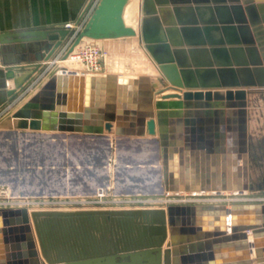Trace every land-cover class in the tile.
<instances>
[{"label": "water", "instance_id": "water-1", "mask_svg": "<svg viewBox=\"0 0 264 264\" xmlns=\"http://www.w3.org/2000/svg\"><path fill=\"white\" fill-rule=\"evenodd\" d=\"M128 2L99 0L64 59L85 37L137 36L159 72V88L153 90L157 82L146 77H91L58 63L0 124L32 132L103 133L116 121L118 134L132 123L133 134L158 137L164 185L128 197L162 200L225 191L259 196L264 135H252L250 97L260 93L264 99V24L258 12L264 0H141L137 31L126 25ZM72 32L57 25L2 35L4 43H22V58L34 62L26 78H15L6 89L0 109L37 80ZM0 264H264V202L0 206Z\"/></svg>", "mask_w": 264, "mask_h": 264}, {"label": "crops", "instance_id": "crops-1", "mask_svg": "<svg viewBox=\"0 0 264 264\" xmlns=\"http://www.w3.org/2000/svg\"><path fill=\"white\" fill-rule=\"evenodd\" d=\"M88 1L89 0H0V102L5 96L6 89L14 86L15 78L18 80L26 78L30 71L28 69V65L34 62L33 59H30V56H28L27 59L22 58L23 55H25L24 53L27 51L22 43H4L1 41L2 35H4V33H9L10 35L11 33L26 31L29 29H39L43 27L53 28L57 25H65L68 22H74L79 17ZM136 1L139 8V22L141 14V0ZM177 1L185 2V0ZM258 5L263 6L258 7V12L264 24V2ZM126 7L128 9L135 8L131 0L128 2ZM134 13L136 14V12ZM214 13L218 16L217 10H215ZM133 24L136 25L135 22ZM117 39L118 38H107L96 40L85 37L76 49L86 44H95L96 41L106 42L105 44H107V46H111V41L113 42V40ZM73 42L74 41H72V43ZM67 45L65 44L63 46V48L65 47L67 49L66 52H68L70 48V46L67 48ZM63 48L58 52V54L65 49ZM63 66L67 68L68 71H76L80 74H85L86 76L91 77H107L110 74L115 75L118 78L121 77L115 72H103L99 74L92 73L88 71L85 66L81 67L76 65L74 69L66 67L65 65ZM10 67L15 68L14 70L9 71ZM104 67H106V64ZM44 76L45 73L41 72L38 75L37 80H41ZM142 77L148 78V82L150 84L155 82L153 81L154 77L151 74L143 73ZM157 77H159V75ZM33 83L15 98V104H18L32 90L34 85ZM141 87L143 88V85H140L139 91H141ZM142 99L143 98H141L140 93L139 104L137 105L138 109L140 108L139 106ZM252 102L253 99L251 96V105ZM101 105H104L103 107L105 110V103L101 102ZM251 105L250 108L252 110L253 107ZM85 123L86 127L87 122ZM136 128L137 125L133 127L132 123L126 125L124 124L119 129L121 133L117 134V123L114 121L112 130H105L103 133L88 131L32 132L27 130H14L9 124L4 122L0 124V135H3L5 132H12L22 137V144H20L19 152V165H21V168L23 169L20 170V168H18V162L12 160L15 152L13 154V151L6 149L4 157L11 160L9 161V164L4 163V167H0V172L2 169L5 170L4 179L6 184L9 186V189H11L10 191H12L10 193L11 195H18L20 193L32 198L57 199L59 197L58 194L65 193L66 191L67 195L65 193L64 197L73 194H76V196L86 197L90 193L89 190L97 188L96 184L99 179H103V184H109L110 182L115 184L120 192L126 191L125 195L117 194V196L150 193L143 190V187L132 189V186L137 184L141 185L143 181L149 186L157 187V185H160V188H162L164 185L163 167L161 163L159 165L157 164V161L160 160L161 162V152L159 157L156 151L155 141H153L151 135L147 134L146 136L140 137L133 134L132 131ZM227 133L229 135V132ZM113 137L116 139V143L131 146L132 150L130 149L128 152H121L120 148H118L120 155L130 156L134 159L136 158L139 161L147 163L146 166L143 165L139 168H134V166L128 167L129 169L126 174L122 171V169L116 168L115 170L113 165L109 167L95 166L93 154L99 151V146L105 148L104 151L109 150L112 142L111 139H114ZM139 142H143V146L141 147V150L138 151L135 149L137 145L140 144ZM115 157L118 158V156ZM0 165H2V163H0ZM150 170L154 171L150 172ZM108 177L110 178L108 179ZM1 178L2 177H0V179ZM137 181H140L141 183H138ZM128 186L129 190H125ZM225 192L222 193L226 195ZM224 194L222 196H224ZM185 197L188 198L187 194ZM59 198H62V196ZM207 200L209 199L207 198L204 201ZM149 201L153 200L150 199ZM159 201L163 202L162 200ZM140 203L146 204L144 202ZM124 207L137 206L131 205ZM31 208L49 210L75 209L70 207ZM250 239H252L251 234Z\"/></svg>", "mask_w": 264, "mask_h": 264}, {"label": "rangeland", "instance_id": "rangeland-1", "mask_svg": "<svg viewBox=\"0 0 264 264\" xmlns=\"http://www.w3.org/2000/svg\"><path fill=\"white\" fill-rule=\"evenodd\" d=\"M131 1H132L133 6H135V8L134 9H132V8L128 9L126 7L125 11H124V18L126 21V25L132 26L137 31L138 30L137 26H138V18H139V14H138L139 8H138V4H137L136 0H131ZM97 5H98V3L96 4V6ZM95 8L96 7H94L93 11L95 10ZM92 12H90V15L92 14ZM134 12H136V14ZM90 15H89V17H90ZM134 22L136 23V25L133 24ZM105 43L106 42H102V41H96L95 42V45L99 46L101 49L102 65H101V69L99 71H91L92 73L99 74V73H103V72L104 73L115 72V73H118L122 78H128V79H142L143 78L142 74L147 73V74H151L154 77L153 81H156L158 84L156 87L153 86L152 89L156 90L157 88H159L161 83L159 81V77H157L159 75L157 72V69L155 68V65L152 63L150 58L146 55L143 48L140 46L137 36H133V37L127 36V37H123V38H118L117 40H113V42L111 41V46H107V44H105ZM72 61L74 63H76L71 67L72 69H74L76 65L81 66V67L85 66V65H83V63H81L79 61H75V60H72ZM105 64H106V67H104ZM85 68L87 69V67H85ZM252 99H253V102H252L251 106L253 107L252 108L253 112H252V120H251L252 121L251 122V131H252L253 137L256 138L260 135H264V99H263L262 94H260V93L252 95ZM259 102H260V104H259ZM148 119H150V117H148ZM151 137H152L153 141H155L156 151H157L158 156L160 157V144L158 141V137L154 136V135L153 136L151 135ZM111 140H112V142H111V145L109 143V145H110L109 150L104 151L105 148H103L102 146H99L98 147L99 151H97L95 154H93L95 166H97V167H109V166L113 165L115 170H116V168L122 169V171L125 174L127 173L128 169H129L128 167L134 166V168H139L143 165L146 166L147 163L139 161L136 158L134 159L130 156L119 154L118 148H120L121 152H124V151L128 152V150L131 149V146H129L127 144H125V145L121 144L120 145L119 143H116L117 141L115 138L111 139ZM21 141H22V137L14 134L12 132H8V133L5 132V133H3V135H0V163H2V165H0V167H4V163L9 164V161L11 160V159H6L4 157L5 150L7 149L9 151H13V154L15 152L14 156L12 157V160H15L16 162H18V168H20V170L23 169V168H21L22 166L19 165L20 164V155H19L20 144H22ZM142 146H143V142L138 144L135 150H138V151L141 150ZM115 156H118L119 160ZM23 166H24V164H23ZM153 171L154 170H150V172H153ZM0 173H1L0 177H2L0 179V204L20 203L22 201H27V200H29L31 202L34 200H36V201L37 200H45L44 198L28 197L27 195H23L20 193L18 195H11L10 193L12 191H10L11 189H9V186H8V184H6V181L4 179L5 170L2 169V171ZM110 177H108V179ZM102 181H103V179H99L98 183L96 184L97 188L94 190L93 189L89 190L90 193L86 197H93V196L97 197V194L99 192H103L106 197H108V196L113 197V195L116 196V194L125 195L126 191H124V192L118 191L117 186L115 184H112L111 182L109 184H103ZM137 182L141 183L140 181H137ZM140 187H143V190H145L146 192H150V193L156 192V190L158 188H159L158 190L161 191L160 185H157V187H154V186L152 187V186L147 185L143 181H142L141 185L137 184V185L132 186V189L140 188ZM125 190H129V186ZM68 192H71V191H68ZM65 193L58 194L59 197L62 196V198L58 197V199L59 200H68V199H72V198H77V199L81 198V196H76V194H73L71 196L68 195L67 197H64ZM66 195H67V193H66ZM257 195H259V196H252V195L249 196L250 199H248L247 201L254 200V201L264 202V200L260 199L261 197H264V191L258 192ZM48 199H54V198H48ZM137 203H139V202H137ZM139 205L141 206L142 204H137L135 206H139ZM52 207L57 208L59 206H52Z\"/></svg>", "mask_w": 264, "mask_h": 264}, {"label": "built area", "instance_id": "built-area-1", "mask_svg": "<svg viewBox=\"0 0 264 264\" xmlns=\"http://www.w3.org/2000/svg\"><path fill=\"white\" fill-rule=\"evenodd\" d=\"M99 0H94L92 3L90 10H88L87 14L82 18L79 25L75 26L74 22H68L65 24L66 27L73 29V32L71 36L69 37L68 41L66 42L67 48L70 46L72 41L77 37L79 32L81 31L82 27L85 25L86 21L88 20V17L90 15V12L93 11L94 7H96V4ZM65 48V47H64ZM63 48V49H64ZM67 49L65 48L63 51H61L60 54L56 55L48 64L46 69L43 71L46 75V73L56 64L63 63L67 59H72L75 61H79L87 67L88 71H99L101 69L102 65V58H101V49L99 46L95 44H86L78 49H76L74 52L70 53L67 59H64V55L67 53ZM36 80L34 83H37ZM33 83V84H34ZM34 86V85H33ZM15 105V101H12L11 103L4 106L2 109H0V120L7 114V112ZM139 202V203H137ZM142 200L131 198L128 196H114L113 197H106L103 192H99L97 194V197H81L79 199L72 198L68 200H59L56 199H45V200H34V201H22L20 203H9V204H0V206H7V205H28L30 207H52V206H59V207H70V208H94V207H124V206H131V205H137V204H143L140 203Z\"/></svg>", "mask_w": 264, "mask_h": 264}, {"label": "bare ground", "instance_id": "bare-ground-1", "mask_svg": "<svg viewBox=\"0 0 264 264\" xmlns=\"http://www.w3.org/2000/svg\"><path fill=\"white\" fill-rule=\"evenodd\" d=\"M74 64H76V63H74L72 61V59H67L66 61H64L62 63V65H65L66 67H72ZM155 68H156V66H155ZM157 72H158V70H157ZM158 74H159V72H158ZM46 156H47V154H46ZM225 193H226V195L223 193L224 196H222L223 194L221 196H200V197H197V196H188L187 195L188 198L185 197L186 194H182V196H178V197H166V198L162 199V201H163L162 203L182 202V201H191V202H193V201H204L207 198L209 199L207 201H227V202H233V201H238V200H240V201H247L248 199H250V197L248 195H247L248 197L247 196H234L235 193L234 192H229V191L228 192L226 191ZM246 193H249V192L245 191L244 194H246ZM135 199H137V198H135ZM138 199L142 200V202H144L146 204H148V203L149 204H151V203H158V201L161 200L160 198H138ZM150 199H152L153 201H149ZM260 199L264 200V197H261Z\"/></svg>", "mask_w": 264, "mask_h": 264}]
</instances>
